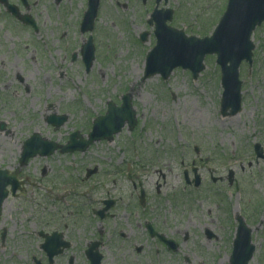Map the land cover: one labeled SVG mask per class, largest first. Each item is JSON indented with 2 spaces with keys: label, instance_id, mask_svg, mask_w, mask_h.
I'll list each match as a JSON object with an SVG mask.
<instances>
[{
  "label": "rangeland",
  "instance_id": "1",
  "mask_svg": "<svg viewBox=\"0 0 264 264\" xmlns=\"http://www.w3.org/2000/svg\"><path fill=\"white\" fill-rule=\"evenodd\" d=\"M125 2L100 0L92 31L95 60L88 73L79 57H69L78 54L86 37L79 32L84 0H31L28 12L37 18V32L0 8V168L14 169L27 182L26 192L9 197L3 207L0 226L6 228L8 241L0 245V264L42 262L35 232L47 231L45 222L52 226L59 220L68 223L66 238L75 241L74 264H82L80 248L97 230L104 229L103 237L112 242L123 233L119 242L128 253L133 240L145 243L146 218L159 233L181 243L187 235L179 253L191 255L192 263L228 264L237 215L252 228L255 253L250 264H264V157L253 152L260 144L264 155V22L251 35V66L242 63L239 68L241 111L222 116L214 56L204 58L196 80L181 69L165 81L142 78L145 54L155 43L153 26L146 22L154 0H129L126 9L116 4ZM225 4L162 0L158 7L173 10L172 27L202 37L211 34ZM144 30L148 35L141 43L136 38ZM125 93L137 119L132 131L124 126L112 142L94 143L83 154L55 152L32 158L23 167L17 164L22 143L31 134L60 144L72 131L86 135L92 120L105 113L107 101L119 104ZM52 113L67 116L57 130L44 121ZM123 160L136 162L140 170L112 176ZM94 166L97 174L85 179V170ZM193 167L201 178L197 188L184 181V171L193 178ZM129 173L132 182L126 179ZM136 181L144 190L146 208L137 204ZM103 198L115 199L116 207L95 223L91 211ZM107 258L109 262L114 256L110 252Z\"/></svg>",
  "mask_w": 264,
  "mask_h": 264
},
{
  "label": "water",
  "instance_id": "2",
  "mask_svg": "<svg viewBox=\"0 0 264 264\" xmlns=\"http://www.w3.org/2000/svg\"><path fill=\"white\" fill-rule=\"evenodd\" d=\"M97 7V0L93 5L91 2V13L86 15V22L92 23ZM161 12V11H159ZM170 13V12H168ZM157 12H154L156 15ZM264 19V0H229L227 9L224 12L219 24L210 38L199 40L195 37L186 38L182 32H175L173 29H165L167 32L158 31V42L156 47L147 57V67L150 72L146 71L149 76L158 71L163 77H167L172 68L178 64L183 67H189L196 78L198 72L203 69L201 60L203 53L216 52L217 63L221 66V82L223 86V96L221 101L222 113L230 109L228 114L234 115L240 111V85L238 79V65L241 60L245 59L251 63V50L253 45L249 41V36L254 27ZM161 22H164L162 20ZM164 28V26L162 25ZM180 40L178 46L170 47L169 39ZM84 51V62L87 69L90 67L92 60V48L90 42ZM129 95L123 97V103L116 108L109 103L108 113L105 116L98 117L94 121L92 132L88 140L83 141L78 133L70 135V140L65 146H61V151H72L74 149L84 151L87 146L94 140L107 137L109 140L113 133H117L124 122L127 121L129 128L134 125V111L130 105ZM66 120L65 116L59 118H50L56 127ZM76 137L80 140L76 141ZM37 134H33L25 143L21 156V161L25 162L28 157L36 153L45 155L51 153L58 146L53 142H45ZM256 152L261 154V150L256 145ZM7 172L0 171V177ZM232 173H230V180ZM198 183V182H196ZM2 188V185H1ZM5 195V194H4ZM0 193V205L4 197ZM254 251V246L250 244V229L240 222L236 238L233 244L231 256L232 264H246Z\"/></svg>",
  "mask_w": 264,
  "mask_h": 264
},
{
  "label": "flooded vegetation",
  "instance_id": "3",
  "mask_svg": "<svg viewBox=\"0 0 264 264\" xmlns=\"http://www.w3.org/2000/svg\"><path fill=\"white\" fill-rule=\"evenodd\" d=\"M8 2L11 4L17 5L18 10L20 12H23L25 10L20 0H8ZM31 5H32L31 1L27 0L28 10L29 8H31ZM7 17L10 18L11 20H14V17L10 14ZM23 192H24V189L22 190L21 193ZM21 193H19L18 196ZM111 200L113 201V206L110 209L112 211L116 207V202H115V199H111ZM108 215L111 216L112 215L111 212ZM45 223L49 224V222H45ZM152 226L156 229V226L154 224H152ZM48 228H51L52 230L57 229L53 225L48 226ZM66 229H67V226H65L62 230L57 229L62 232L63 239L66 241V244H65V247L60 245L55 254H53L54 250H50L49 252L53 254L52 256H48V253L45 251V249L42 246L44 242V238L41 237L40 235L43 236V233L40 232L39 233L40 235L36 233V236L38 237V240H39L38 248L39 250H41V258H43V260L42 262H40L39 260L35 262V264H63V259L66 261V264H74L75 241L72 242L66 238L67 236ZM144 231L146 232V236L144 238L145 243L147 242L148 244H150V250L152 252H148L149 247H147L145 243L142 244V243H138L136 240H133V242L129 244L130 251L128 253L127 252L125 253L127 249L124 248L123 246H120L121 243L119 242V241H122V238H124L123 233H119L117 235L118 238L115 239V242H112L109 240L107 241L106 238L103 237L104 229L97 230L95 233V237L92 239H86L84 241L83 246L80 248V258H81L82 264H90L89 256L93 255L94 253H97L100 256V264H169L171 262L174 264H189V263L194 264L192 263L193 258H191V255L187 256V254L179 253V249L181 248V246H183L184 244L186 245L188 241L189 237L187 235L182 236L181 238L182 243H181L178 241L177 237H167L165 235L164 239H162L158 236H150L145 228V225H144ZM7 235L8 234H6V228H0V241L1 242L5 241ZM170 242L174 244L173 247L168 246ZM115 246H120V247L119 249L114 250ZM110 252L112 253V256H114V258L112 259V261L108 262L107 255ZM194 259H195V256H194ZM222 259L223 257L221 258V260ZM198 260L199 262H197ZM34 261H36V259ZM202 262L203 261H201L200 259H196L195 263L202 264ZM218 264H221V262H219Z\"/></svg>",
  "mask_w": 264,
  "mask_h": 264
}]
</instances>
